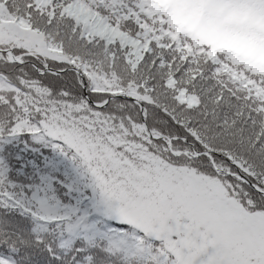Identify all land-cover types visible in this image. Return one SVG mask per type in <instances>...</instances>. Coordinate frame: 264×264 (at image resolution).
<instances>
[{
  "label": "trees",
  "instance_id": "16d2710c",
  "mask_svg": "<svg viewBox=\"0 0 264 264\" xmlns=\"http://www.w3.org/2000/svg\"><path fill=\"white\" fill-rule=\"evenodd\" d=\"M181 1L205 30L158 0H0L54 53L0 43V264H182L94 206L91 159L54 127L65 112L81 131L77 116L105 118L126 145L264 213L247 183L264 191V0ZM118 95L142 103L147 128Z\"/></svg>",
  "mask_w": 264,
  "mask_h": 264
},
{
  "label": "rangeland",
  "instance_id": "374dc122",
  "mask_svg": "<svg viewBox=\"0 0 264 264\" xmlns=\"http://www.w3.org/2000/svg\"><path fill=\"white\" fill-rule=\"evenodd\" d=\"M8 42L54 54L41 34L11 20L0 5V43ZM68 116L73 114L56 117L54 127L91 159L92 200L105 216L137 225L182 264H264V213L244 207L226 184L173 168L142 146L126 145L105 118L77 116L85 126L81 131ZM119 146L136 152L138 161L129 160Z\"/></svg>",
  "mask_w": 264,
  "mask_h": 264
},
{
  "label": "water",
  "instance_id": "95a60500",
  "mask_svg": "<svg viewBox=\"0 0 264 264\" xmlns=\"http://www.w3.org/2000/svg\"><path fill=\"white\" fill-rule=\"evenodd\" d=\"M8 52L11 54L12 59L15 61L16 59H15V57L13 56V52H12V51H8ZM74 70H77V69L74 68ZM115 97H116V98H126V99H129V100L133 101V102L136 103V104H139L138 100L135 99V98H131V97H128V96H115ZM86 98H87L88 102H89L92 106H94V107H103L102 105H97L96 103H94L93 101H91V99H90L87 95H86ZM109 99H110V98H109ZM109 99L106 100L105 104L109 101ZM139 107H140V111H141V114H142V123H143L144 127L147 128L146 121H145V116H144V107H143L142 103L139 104ZM148 131H149V130H148ZM160 137H161V136H159L158 138H160ZM150 138H153L152 135H150ZM169 150H171L170 147H169ZM173 154H177V155H179L180 153H173ZM246 182H247V181H246ZM247 183L250 184L251 187H252L253 189H255L258 193H260L261 195L264 196V191H261L259 188H257L255 185H253V184H251V183H249V182H247Z\"/></svg>",
  "mask_w": 264,
  "mask_h": 264
}]
</instances>
